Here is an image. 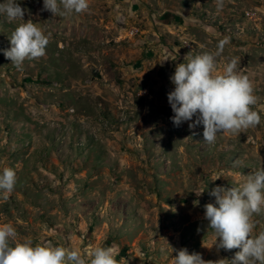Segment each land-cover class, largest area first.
Listing matches in <instances>:
<instances>
[{
  "label": "rangeland",
  "instance_id": "obj_1",
  "mask_svg": "<svg viewBox=\"0 0 264 264\" xmlns=\"http://www.w3.org/2000/svg\"><path fill=\"white\" fill-rule=\"evenodd\" d=\"M19 3L50 42L18 71L2 50L19 22L0 16V172L18 178L0 223L39 243L111 245L124 264H171L170 247L231 259L238 249L204 246V205L212 188L264 167V0H225L222 11L215 0H89L68 18L41 11L43 0ZM225 36L219 69L241 58L261 123L208 145L203 126L193 136L173 125L169 77ZM254 221L264 230V215Z\"/></svg>",
  "mask_w": 264,
  "mask_h": 264
},
{
  "label": "clouds",
  "instance_id": "obj_2",
  "mask_svg": "<svg viewBox=\"0 0 264 264\" xmlns=\"http://www.w3.org/2000/svg\"><path fill=\"white\" fill-rule=\"evenodd\" d=\"M215 5L217 11H222L225 0H215ZM89 7V0H43L41 11L68 18L87 12ZM25 12L19 0L0 2V16L8 23L19 22L8 36L10 47L2 50L18 71H23L26 60L44 57L50 42L42 27L32 19L25 20ZM230 43L231 38L225 36L218 41L215 51L196 55L188 52L169 77L174 85L167 93L173 125L180 127L188 122L193 136L199 135L195 129L203 126V141L208 145H214L220 135L238 136L261 123L257 111L260 97L255 94L252 80L239 68L241 58L233 56L219 69L218 58ZM168 60L177 59L165 58L160 63ZM17 182L16 171L5 167L0 172V197L8 200ZM203 192L195 193L200 196ZM209 195L215 198V203L204 205V219L213 240L204 246L215 247L217 253L238 251L231 259L205 260L200 253L169 246L172 253L176 252L171 264H264V230L254 234V217L264 215V167L246 175L237 186L217 185ZM117 256L111 245L81 251L78 247L34 242L28 236L21 238L12 223H0V264H124Z\"/></svg>",
  "mask_w": 264,
  "mask_h": 264
},
{
  "label": "built area",
  "instance_id": "obj_3",
  "mask_svg": "<svg viewBox=\"0 0 264 264\" xmlns=\"http://www.w3.org/2000/svg\"><path fill=\"white\" fill-rule=\"evenodd\" d=\"M135 29L132 30V33L134 32Z\"/></svg>",
  "mask_w": 264,
  "mask_h": 264
}]
</instances>
